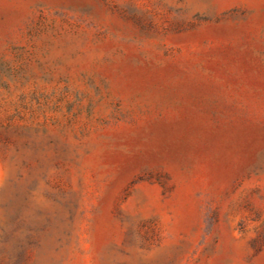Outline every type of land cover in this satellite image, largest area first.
<instances>
[{
	"label": "rangeland",
	"instance_id": "rangeland-1",
	"mask_svg": "<svg viewBox=\"0 0 264 264\" xmlns=\"http://www.w3.org/2000/svg\"><path fill=\"white\" fill-rule=\"evenodd\" d=\"M0 264H264V0H0Z\"/></svg>",
	"mask_w": 264,
	"mask_h": 264
}]
</instances>
